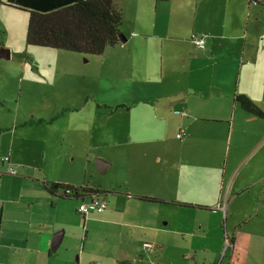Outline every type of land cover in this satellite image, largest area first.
Instances as JSON below:
<instances>
[{
  "label": "crops",
  "instance_id": "1",
  "mask_svg": "<svg viewBox=\"0 0 264 264\" xmlns=\"http://www.w3.org/2000/svg\"><path fill=\"white\" fill-rule=\"evenodd\" d=\"M182 1L167 0L178 15L184 16L179 7ZM155 3L158 10L160 0ZM196 3L200 11L194 33L185 35L179 27L167 29L161 36L154 32V79L167 87L166 94L156 98L168 106L154 107V111L182 118L179 128L182 127L186 138L181 141L180 151L185 155L177 160L171 150H156L154 183L159 190L156 198L145 193L114 195L101 189L105 193L100 198L108 202L103 212L90 209L84 216L77 208L74 216H81L79 235L84 237L80 262L85 254L89 263L98 264L93 255L96 240L101 238L100 264H154V250L159 257L166 258L167 264H264V241L257 244L255 257L249 256V246L241 241L246 234L256 233L248 226L252 215L264 214V150L255 157L264 146V121L246 114L235 102L237 95L252 99L246 88L256 79L264 80V75L253 73L255 67L264 65V9L250 0H196ZM194 37L205 38L204 49L195 46ZM117 47L108 49L114 51ZM138 53L141 64L137 71L148 74L149 58L143 51ZM115 103L111 106L114 112L131 110L122 102ZM137 103L147 102L139 99ZM189 118L196 121L187 122ZM231 121L233 125L228 131ZM258 121L263 124L258 125ZM199 124L204 127L197 128ZM4 129L0 124V132ZM190 139H195V145L188 142ZM188 152L195 163L186 159ZM110 167L106 164L107 171ZM21 169L24 176L0 170V264H53L57 258L53 254L60 246H64L65 253L72 249L66 243L71 231L58 217L67 214L62 205L67 198L54 197L47 191L44 184L58 183L45 180L42 171L32 174L24 166ZM225 191L227 202L222 219V210L216 206L219 207L218 200ZM144 198L184 210V217L179 212L177 222L169 221L167 227L172 230H155L154 209L147 205L152 203ZM177 198L185 201L170 200ZM74 201L83 203L80 199ZM224 230L229 243L226 238L223 240ZM55 238L59 246L52 251ZM145 245L151 249L145 251ZM168 250L171 256L165 257Z\"/></svg>",
  "mask_w": 264,
  "mask_h": 264
},
{
  "label": "rangeland",
  "instance_id": "2",
  "mask_svg": "<svg viewBox=\"0 0 264 264\" xmlns=\"http://www.w3.org/2000/svg\"><path fill=\"white\" fill-rule=\"evenodd\" d=\"M115 4L122 11V31L128 42L114 51L106 50L101 58L27 46L28 13L0 5L2 47L10 51V59H0V124L5 128L0 132L1 171L9 170L11 166L17 176H24L20 173L24 166L32 174L42 171L45 180H55L70 187L104 189L114 195L145 193L156 198L159 191L154 183L156 150H171L179 160L185 155L180 151V145L186 135L182 140L177 138L179 132L184 131L179 128L183 121L179 115L172 118V113L154 111V107H168L164 100L156 98L166 94L167 87L154 79V32L161 36L167 29L179 27L185 35L194 33L200 9L196 0L181 2L179 7L184 16L178 15L167 0H160L158 10L155 0H116ZM138 51H143L149 58L151 70L148 74L137 71L141 64ZM157 60L155 57V64ZM133 69L135 71L131 72ZM253 73L264 75V65L255 67ZM246 90L259 103L255 104L264 110V80L256 79ZM139 99L147 103H137ZM115 102H122L131 110L128 112L125 108L114 112L116 110L111 106ZM186 121L196 120L189 118ZM209 125L215 127V124ZM232 125L231 121L228 131ZM196 127L202 129L204 126ZM234 130H237V123ZM188 142L196 143L195 139ZM263 150L264 146L255 157ZM190 157L191 154L186 153V159ZM98 159L111 166L104 174L98 169ZM188 162L196 161L189 159ZM175 172L179 177V169ZM226 198L225 191L217 204L221 210L226 208ZM112 199L118 201L119 198L113 196ZM170 200L185 201L180 198ZM249 200L251 212L253 199ZM80 204V201L67 199L62 204L67 214H58V217L71 231L66 243H70L72 249L65 253L64 246H60L53 254L58 258L53 259V264H93L87 261L85 254L80 262L84 237L79 235L81 216H74ZM160 204H147L154 209V229L172 230L167 227L169 221L177 222L179 212L184 217L185 211ZM219 207L216 206L218 210ZM222 215L224 219L223 210ZM252 216L248 226L256 233L246 234L241 241L249 246V256L255 257L257 244L264 241V214ZM223 237V240L229 238L226 230ZM96 242L93 258L100 264L99 244L103 241L97 238ZM169 256L171 251L168 250L165 257ZM165 259L154 250V264H167Z\"/></svg>",
  "mask_w": 264,
  "mask_h": 264
},
{
  "label": "trees",
  "instance_id": "3",
  "mask_svg": "<svg viewBox=\"0 0 264 264\" xmlns=\"http://www.w3.org/2000/svg\"><path fill=\"white\" fill-rule=\"evenodd\" d=\"M115 1L0 0V5L28 13L27 46L99 57L106 49L120 45L123 16ZM250 1L264 9L263 0ZM1 39L0 29V48ZM235 102L246 114L264 121V110L248 97L237 95ZM44 187L54 197L82 201L103 197L105 193L101 189L76 188L56 183L44 184ZM144 199L152 204L157 202L151 198ZM226 242L229 243V239L226 238Z\"/></svg>",
  "mask_w": 264,
  "mask_h": 264
},
{
  "label": "built area",
  "instance_id": "4",
  "mask_svg": "<svg viewBox=\"0 0 264 264\" xmlns=\"http://www.w3.org/2000/svg\"><path fill=\"white\" fill-rule=\"evenodd\" d=\"M263 2H264V0H263ZM196 44L200 48H203V46H204V39L202 38V39L197 40L196 41ZM184 134H185L184 131H180V133L177 135V138L179 140L183 139ZM7 160L8 159H6V161ZM9 173L11 175H15L16 172H15V170H12V168H10L9 169ZM107 205H108V202H107L106 199L100 198V197H93L88 203H82L79 206L78 211H79V213L83 214L84 216H86L90 212V209H93L96 212L101 213V212H103L107 208ZM222 210L224 211L225 208L222 209ZM150 249H151V246L145 245V247H144V250L145 251H149Z\"/></svg>",
  "mask_w": 264,
  "mask_h": 264
},
{
  "label": "water",
  "instance_id": "5",
  "mask_svg": "<svg viewBox=\"0 0 264 264\" xmlns=\"http://www.w3.org/2000/svg\"><path fill=\"white\" fill-rule=\"evenodd\" d=\"M119 39H120V43L121 44H125L127 42V39L124 35L123 32H120L119 34ZM0 59H10V51L4 49L3 47L0 48ZM97 166H98V169L100 171L101 174H104L106 173L107 171V168H106V163L101 160V159H98L97 160ZM59 242L57 241V238L54 239V242H53V245H52V251H55L57 250L58 248V245Z\"/></svg>",
  "mask_w": 264,
  "mask_h": 264
},
{
  "label": "bare ground",
  "instance_id": "6",
  "mask_svg": "<svg viewBox=\"0 0 264 264\" xmlns=\"http://www.w3.org/2000/svg\"><path fill=\"white\" fill-rule=\"evenodd\" d=\"M204 39V37H201V38H196V37H194V43H195V46L197 47V48H199V49H204L205 48V39H204V46H203V48H200L197 44H196V41L197 40H199V39ZM16 172V171H15ZM16 174V173H15ZM85 203V202H84ZM108 206V205H107ZM219 209H221V207L219 208Z\"/></svg>",
  "mask_w": 264,
  "mask_h": 264
},
{
  "label": "clouds",
  "instance_id": "7",
  "mask_svg": "<svg viewBox=\"0 0 264 264\" xmlns=\"http://www.w3.org/2000/svg\"><path fill=\"white\" fill-rule=\"evenodd\" d=\"M180 133V132H179ZM182 140V139H181Z\"/></svg>",
  "mask_w": 264,
  "mask_h": 264
}]
</instances>
